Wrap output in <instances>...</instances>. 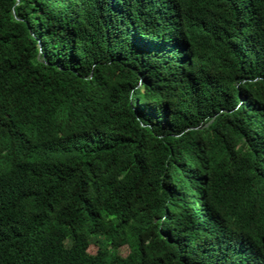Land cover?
Masks as SVG:
<instances>
[{
  "label": "trees",
  "instance_id": "obj_1",
  "mask_svg": "<svg viewBox=\"0 0 264 264\" xmlns=\"http://www.w3.org/2000/svg\"><path fill=\"white\" fill-rule=\"evenodd\" d=\"M0 264H264V0H0Z\"/></svg>",
  "mask_w": 264,
  "mask_h": 264
}]
</instances>
